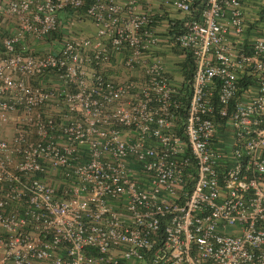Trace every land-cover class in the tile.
<instances>
[{"label": "built area", "instance_id": "2783aa9c", "mask_svg": "<svg viewBox=\"0 0 264 264\" xmlns=\"http://www.w3.org/2000/svg\"><path fill=\"white\" fill-rule=\"evenodd\" d=\"M139 1L0 0V264H264V38L242 0H145L184 15L161 40Z\"/></svg>", "mask_w": 264, "mask_h": 264}, {"label": "crops", "instance_id": "0c3cea01", "mask_svg": "<svg viewBox=\"0 0 264 264\" xmlns=\"http://www.w3.org/2000/svg\"><path fill=\"white\" fill-rule=\"evenodd\" d=\"M145 0L138 2V10L147 9L152 13L150 28L158 36L159 39H163L165 31L167 29V23L176 22L181 23L184 20V15L173 11L167 7H161L153 1L144 3ZM242 11L244 12L245 27L242 32L240 40L245 47H249L254 41L260 38H264V0H242ZM67 18V13L61 17L62 22ZM223 24L226 25V20H223ZM75 29L83 35V37L93 38L94 28L89 22H83L75 25ZM229 30V29H228ZM227 30V31H228ZM66 31H61V36L65 35ZM227 39L229 42H235L237 38L229 31L227 33ZM156 54L161 57L163 64V70L168 75L171 84L173 86H181L183 84L184 73V58L182 51L174 46L162 47L159 45L156 49ZM123 56L121 54H114L109 63V67L106 69V75L113 80L121 78L123 72L121 68V60ZM132 77H139V70L133 69L131 73Z\"/></svg>", "mask_w": 264, "mask_h": 264}, {"label": "trees", "instance_id": "16d2710c", "mask_svg": "<svg viewBox=\"0 0 264 264\" xmlns=\"http://www.w3.org/2000/svg\"><path fill=\"white\" fill-rule=\"evenodd\" d=\"M205 2V0H195V2L193 3V8L194 10H196L197 12L200 11L201 8H203V3ZM185 20V18H184ZM179 27V23L176 22H169L167 23V29L171 30V32H177ZM184 73H183V77L186 79L189 78V76L192 73L194 64L193 61L190 57V55H186V57L184 58ZM242 87H245L246 85L249 84V81L247 79H242V82L240 83Z\"/></svg>", "mask_w": 264, "mask_h": 264}]
</instances>
